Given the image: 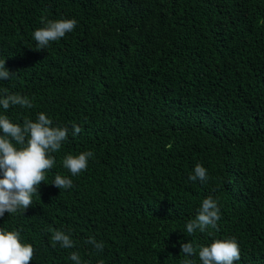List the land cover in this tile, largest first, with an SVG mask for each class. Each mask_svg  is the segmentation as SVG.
I'll list each match as a JSON object with an SVG mask.
<instances>
[{
    "label": "trees",
    "instance_id": "1",
    "mask_svg": "<svg viewBox=\"0 0 264 264\" xmlns=\"http://www.w3.org/2000/svg\"><path fill=\"white\" fill-rule=\"evenodd\" d=\"M42 18L77 26L39 49ZM0 59L16 73L0 95L33 105L0 114L23 124L43 112L68 129L32 206L0 217L33 245L30 264H75L72 252L81 264H202L199 246L230 237L234 264H264V0H0ZM86 151L73 176L63 159ZM198 163L204 183L188 179ZM57 174L72 187H55ZM208 196L218 230L189 236ZM53 230L74 247L53 246Z\"/></svg>",
    "mask_w": 264,
    "mask_h": 264
},
{
    "label": "clouds",
    "instance_id": "2",
    "mask_svg": "<svg viewBox=\"0 0 264 264\" xmlns=\"http://www.w3.org/2000/svg\"><path fill=\"white\" fill-rule=\"evenodd\" d=\"M44 27L34 31L33 38L39 49H46L50 42L56 41L71 32L77 26L75 19H60L56 21L44 18ZM16 73L5 68V60L0 59V79L10 80ZM31 108L32 101L21 94H11L7 90L0 95V106L6 111L10 106ZM73 135L81 132V127L73 124ZM0 217L5 212L11 214L32 206L33 195H39L38 186L45 180V172L54 167L56 160L53 153L61 149L62 142L68 137L66 127L53 126V120L41 112L35 122L25 118L23 124L13 123L7 115L0 114ZM19 146V147H17ZM92 151L79 155H67L63 159V167L73 176L79 175L88 167ZM191 181L208 180V172L201 164H196L193 174L188 177ZM52 184L61 189H69L73 182L67 176L55 175ZM221 219L220 207L212 196L203 199L197 215L186 224V231L191 236L196 230L204 232L207 228L218 230L217 222ZM51 241L62 248L74 247V241L69 233L53 230ZM86 243L91 244L98 252L104 248L103 242H97L95 237H89ZM182 253L187 257L197 254V248L190 241L181 244ZM35 249L31 243L21 241L18 230H7L0 227V264H30ZM199 260L202 264H234L241 259L240 247L235 237L216 239L208 246H199ZM70 259L75 264H81L77 252H72ZM99 264H103L100 261ZM182 264H195L192 259L183 260Z\"/></svg>",
    "mask_w": 264,
    "mask_h": 264
}]
</instances>
